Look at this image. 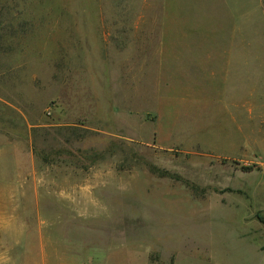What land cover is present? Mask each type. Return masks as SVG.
Returning <instances> with one entry per match:
<instances>
[{"label":"rangeland","instance_id":"1","mask_svg":"<svg viewBox=\"0 0 264 264\" xmlns=\"http://www.w3.org/2000/svg\"><path fill=\"white\" fill-rule=\"evenodd\" d=\"M230 50L264 53V0H0V176L100 215L46 227L49 264H264V67Z\"/></svg>","mask_w":264,"mask_h":264},{"label":"crops","instance_id":"2","mask_svg":"<svg viewBox=\"0 0 264 264\" xmlns=\"http://www.w3.org/2000/svg\"><path fill=\"white\" fill-rule=\"evenodd\" d=\"M257 7L259 11L260 6L257 5ZM243 15L244 14L236 16L235 19L237 21L242 19L243 23L245 19V15ZM230 51V54L234 55L240 54L257 57V61H261V67H264V53L237 50ZM160 60L161 62L163 61L162 59ZM210 76H215V73L210 74ZM233 105L234 104H232V107ZM35 167V165H31L28 167L29 169L26 170L17 169V167L13 169V166H10L4 170L7 174L0 176V237L11 234L22 237L31 233L40 243L41 261L36 264H49L48 251L53 252L56 249H60L61 246L56 239L47 238L45 234L46 227L55 229L60 224L63 225L65 221L73 222L77 226L82 227L83 224H86L87 220L100 219V215H92L85 209L84 200L96 197L92 195L90 191H77L74 183L71 181L39 180L35 175ZM21 171L32 172L31 175H29L31 177L29 178L27 176L26 179H18L19 175L12 174L13 172L17 173ZM20 213L25 214L27 217L29 216V219L26 220V226L19 224L18 217ZM45 216L49 218L53 217V223L49 224L45 222ZM118 233L115 231L112 237L118 236ZM109 234L112 233L109 232ZM3 243L0 239V251L5 252H0V264H11V255L9 256L11 259H8V252L11 250V245H7L5 241L2 247ZM255 248L258 253L257 255L261 257L264 254V250H262V247L259 245H255ZM155 250L156 249L151 250V252L148 253V257L151 253L155 252ZM86 264L102 263L90 261Z\"/></svg>","mask_w":264,"mask_h":264},{"label":"trees","instance_id":"3","mask_svg":"<svg viewBox=\"0 0 264 264\" xmlns=\"http://www.w3.org/2000/svg\"><path fill=\"white\" fill-rule=\"evenodd\" d=\"M60 128H68V129H65V132L68 131L72 134H75L76 129H78L77 126L76 127L75 126H68V127H60ZM242 170L244 172L251 173L255 170V167H242Z\"/></svg>","mask_w":264,"mask_h":264}]
</instances>
